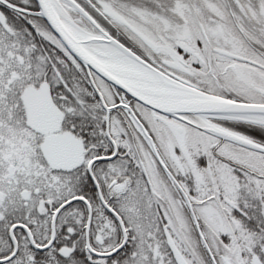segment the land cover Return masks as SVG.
<instances>
[{
    "label": "snow or ice",
    "instance_id": "snow-or-ice-1",
    "mask_svg": "<svg viewBox=\"0 0 264 264\" xmlns=\"http://www.w3.org/2000/svg\"><path fill=\"white\" fill-rule=\"evenodd\" d=\"M0 264H264V0H0Z\"/></svg>",
    "mask_w": 264,
    "mask_h": 264
}]
</instances>
